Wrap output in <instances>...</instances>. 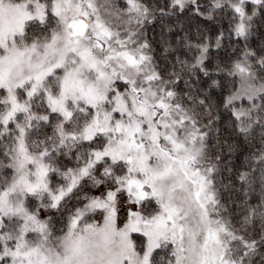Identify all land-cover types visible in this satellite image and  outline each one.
Instances as JSON below:
<instances>
[{"label": "snow or ice", "instance_id": "snow-or-ice-1", "mask_svg": "<svg viewBox=\"0 0 264 264\" xmlns=\"http://www.w3.org/2000/svg\"><path fill=\"white\" fill-rule=\"evenodd\" d=\"M0 264H264V0H0Z\"/></svg>", "mask_w": 264, "mask_h": 264}]
</instances>
